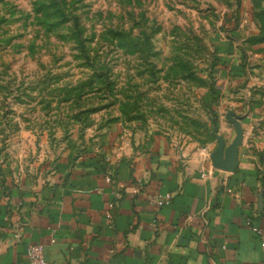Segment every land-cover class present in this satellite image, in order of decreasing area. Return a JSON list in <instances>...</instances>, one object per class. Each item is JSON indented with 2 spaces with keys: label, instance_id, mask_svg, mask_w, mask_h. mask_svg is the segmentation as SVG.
Here are the masks:
<instances>
[{
  "label": "rangeland",
  "instance_id": "374dc122",
  "mask_svg": "<svg viewBox=\"0 0 264 264\" xmlns=\"http://www.w3.org/2000/svg\"><path fill=\"white\" fill-rule=\"evenodd\" d=\"M249 98L264 0H0V163L154 132L204 150Z\"/></svg>",
  "mask_w": 264,
  "mask_h": 264
},
{
  "label": "crops",
  "instance_id": "0c3cea01",
  "mask_svg": "<svg viewBox=\"0 0 264 264\" xmlns=\"http://www.w3.org/2000/svg\"><path fill=\"white\" fill-rule=\"evenodd\" d=\"M255 100L236 116L234 171L212 166L217 145L158 132L75 147L34 168L1 162L0 264H26L33 244L46 264H264V106ZM219 128L227 147L233 126Z\"/></svg>",
  "mask_w": 264,
  "mask_h": 264
},
{
  "label": "water",
  "instance_id": "95a60500",
  "mask_svg": "<svg viewBox=\"0 0 264 264\" xmlns=\"http://www.w3.org/2000/svg\"><path fill=\"white\" fill-rule=\"evenodd\" d=\"M228 121L232 124L235 131V137L231 144L226 147L225 141L220 136H215L217 148L212 156V166L216 169L234 171L237 168V150L242 144L243 131L238 119L227 117Z\"/></svg>",
  "mask_w": 264,
  "mask_h": 264
},
{
  "label": "built area",
  "instance_id": "2783aa9c",
  "mask_svg": "<svg viewBox=\"0 0 264 264\" xmlns=\"http://www.w3.org/2000/svg\"><path fill=\"white\" fill-rule=\"evenodd\" d=\"M167 202H168V197ZM264 250V243L261 244ZM26 264H46L44 259V247L40 244L28 245L26 248Z\"/></svg>",
  "mask_w": 264,
  "mask_h": 264
}]
</instances>
